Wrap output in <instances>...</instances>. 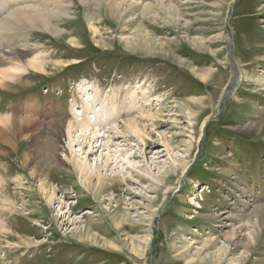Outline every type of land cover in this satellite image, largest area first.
<instances>
[{
  "label": "rangeland",
  "instance_id": "rangeland-1",
  "mask_svg": "<svg viewBox=\"0 0 264 264\" xmlns=\"http://www.w3.org/2000/svg\"><path fill=\"white\" fill-rule=\"evenodd\" d=\"M62 1L51 23L65 35L5 37L48 64L0 87V118L36 122L46 140L84 84L115 93L120 126L130 106L159 116L105 188L87 187L67 153L41 171L23 161L31 138L0 141V264H264V0H125L131 21L102 7L87 20L80 0Z\"/></svg>",
  "mask_w": 264,
  "mask_h": 264
},
{
  "label": "bare ground",
  "instance_id": "bare-ground-1",
  "mask_svg": "<svg viewBox=\"0 0 264 264\" xmlns=\"http://www.w3.org/2000/svg\"><path fill=\"white\" fill-rule=\"evenodd\" d=\"M95 1L96 2L93 1V3L88 0H80L81 5L85 9L87 20L93 19L95 15L93 11L101 7L104 12H108L111 15L117 14L125 17H131L139 10L136 4L132 2L128 3L125 0L121 2L116 0ZM152 1L161 4L164 0ZM26 2L27 0H0V87H5L8 81L16 79L17 73L22 71L25 72L28 69L33 72L44 73L48 64L38 56L32 59H26V56L33 47L23 46L22 48L13 47L12 49H3L2 46L6 44L5 37L9 36L10 33H12L11 31L34 28L54 34V36L58 35L61 37L66 34L64 32H59V30H55V24L51 23L52 20L66 17L68 14L69 7L66 6L62 0H53L45 4L44 7L41 3L18 6ZM9 3L18 7L13 8V11H9L10 9L7 7ZM147 6L149 5L142 7L143 12L146 11ZM6 13H8L7 16H5ZM55 17L56 19H54ZM132 18L133 17L130 18V21ZM70 42L74 43L73 40H70ZM207 42L210 43V40L208 39ZM143 44L144 43H142V45ZM145 45L146 50L149 51V49H153L152 43L145 42ZM54 65H58V63ZM84 85L79 87V93L82 98L81 101L79 96L81 106L78 105L76 101L74 103L71 102L69 105V110L70 112L72 111L73 119L68 122L55 120L50 123V138L47 137V139L44 140L38 127L39 124L35 126L34 123L36 122L32 123L27 118L2 117L0 118V141L12 145L20 141L14 142L20 136H25L27 139L31 138L29 147L32 149L30 152L24 153L23 161L35 162L38 170H41L44 166V160L48 162L49 165L55 162L58 159L59 151L67 153V159L72 161L74 169L87 187H90L93 179H96L98 185L105 188L107 181L116 179V177L112 175L113 171L116 172L114 167H117L119 164L122 165V163L128 160L126 157L129 152L126 147L132 146V144L128 142L133 140L134 137L138 142H141L142 146L148 144L150 139V133L148 132L149 127L154 126V121H156L155 119L159 114L155 113L150 115L149 108L142 106L138 115L135 116L132 114L130 116V106V108L127 107V114L129 111L130 114L126 119L122 120L120 126L121 121L119 118L125 111L120 107L121 104L117 103L115 93H112L109 98L101 97L97 90H94V93L93 91L89 93L90 89L88 86L84 87ZM129 96L131 98L130 104H133L135 100L132 99L136 98V92H130ZM144 105L149 104L147 103ZM144 108H146V110ZM147 121H151L152 124L148 125ZM121 127L122 129H120ZM26 129L27 133H24ZM10 139L13 140L10 141ZM13 146L15 147V145ZM100 149L105 151L104 155H102V153L99 156L100 162L93 161V163L90 164L88 162V156L94 155L95 152ZM77 152H79L80 155H77ZM111 164H113L114 167L110 168ZM41 171H43V169ZM107 172L108 174H106ZM55 194L54 188H51L49 201L54 199L53 197ZM262 208L263 210L261 213L264 215V207L262 206ZM83 234L85 237H89L88 231Z\"/></svg>",
  "mask_w": 264,
  "mask_h": 264
}]
</instances>
